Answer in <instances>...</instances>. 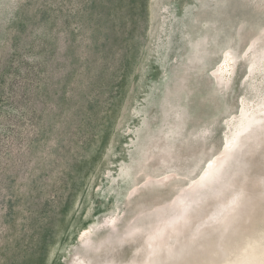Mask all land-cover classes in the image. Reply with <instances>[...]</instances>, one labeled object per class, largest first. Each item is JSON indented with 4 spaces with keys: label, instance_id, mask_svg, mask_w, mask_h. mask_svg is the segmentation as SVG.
Returning a JSON list of instances; mask_svg holds the SVG:
<instances>
[{
    "label": "rangeland",
    "instance_id": "1",
    "mask_svg": "<svg viewBox=\"0 0 264 264\" xmlns=\"http://www.w3.org/2000/svg\"><path fill=\"white\" fill-rule=\"evenodd\" d=\"M263 98L264 0H0V264L142 260ZM192 195L160 257L264 264V119Z\"/></svg>",
    "mask_w": 264,
    "mask_h": 264
},
{
    "label": "bare ground",
    "instance_id": "2",
    "mask_svg": "<svg viewBox=\"0 0 264 264\" xmlns=\"http://www.w3.org/2000/svg\"><path fill=\"white\" fill-rule=\"evenodd\" d=\"M233 62L234 60L230 55V52L225 51L223 54L222 65L219 67L221 68L220 71L222 70L226 72L224 74L225 78L227 71H229V67ZM249 72H251V66L249 67ZM240 106L241 117L234 126V129L229 126L228 131H230V134L227 133L228 131L226 132L224 142L219 151L205 162L204 169L200 172L197 178L188 181L186 185L180 188L173 196L170 203L173 207H175L176 211L172 215L163 218L158 223L155 231L149 235L148 243L151 244V250L148 251L142 260L133 262L132 264H172L167 262L165 260L166 258L164 259L160 257L155 252V248L163 245L166 246V240L169 236L184 232L185 229L188 228L191 208L197 200V197L193 196L192 192L206 186L211 181L212 177L219 173L227 159V156L240 145L242 138L249 133L250 128L255 124V122H258V120L264 119V98L261 101V104L257 106L254 104L249 105L244 102V99H242ZM241 201L242 202L239 208L235 211H230L226 217L219 222V224H226V229H229L227 226L232 220L248 217V214L251 212V208L248 203V196L244 195L243 200ZM113 218H115V216ZM113 220L114 219H111L109 222L111 223ZM177 244L181 245L182 242H178ZM167 250L170 253H174V244H168Z\"/></svg>",
    "mask_w": 264,
    "mask_h": 264
}]
</instances>
